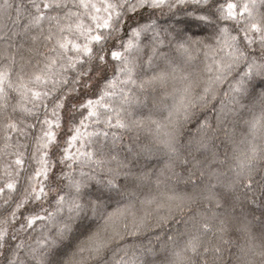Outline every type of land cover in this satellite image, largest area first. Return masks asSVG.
I'll return each mask as SVG.
<instances>
[{
  "label": "snow or ice",
  "instance_id": "6c2138e0",
  "mask_svg": "<svg viewBox=\"0 0 264 264\" xmlns=\"http://www.w3.org/2000/svg\"><path fill=\"white\" fill-rule=\"evenodd\" d=\"M29 3L25 15L22 4L0 0V15L17 23L25 17L11 45L0 29V57L7 60L0 64V264H137L135 254L127 261L104 255L121 226L135 236L166 223L178 210L176 198L145 195L142 214L134 211L135 193L109 207L89 189L119 193L120 173L109 169L101 179L84 168L103 167L104 144L115 143L116 130L139 123L124 118L133 92L169 81L176 96L164 141L170 157H179L180 127L210 105L219 124L238 115L245 101L256 102L261 113L247 123L253 136L264 131V0ZM17 36L20 49L30 41L27 51L39 57L27 73L23 52L9 51ZM196 123L201 131L210 128L206 117ZM258 159L264 149L252 144L241 173ZM242 187L255 191L251 177ZM89 212L99 213L94 226L85 223Z\"/></svg>",
  "mask_w": 264,
  "mask_h": 264
},
{
  "label": "trees",
  "instance_id": "16d2710c",
  "mask_svg": "<svg viewBox=\"0 0 264 264\" xmlns=\"http://www.w3.org/2000/svg\"><path fill=\"white\" fill-rule=\"evenodd\" d=\"M15 2L23 5L25 15L31 11L29 0ZM11 15L14 17L15 13ZM24 22V16L17 23L7 15H0V29L9 37V45L13 43V31L19 32ZM20 43L17 36L15 48L10 47L9 51L23 52L28 59L24 66L27 73L36 66L39 57L27 51L32 47L30 41H25L23 49ZM4 63L6 58L0 57V64ZM15 72L13 66V75ZM173 87L169 81L135 90L124 118L139 123L116 130L115 143L109 139L104 144L103 167L84 168L89 173L94 170L101 179L109 169L120 173L119 193H102L95 186L89 189L109 207L128 199L129 193L136 194L137 214H142L139 200L145 195L158 200L173 196L176 199L172 203L179 206L166 223L150 226L135 236L121 226L120 235L113 238L104 259L127 261L135 254L137 264H264V207L260 206L264 205V192L260 190L264 186V159L254 161L251 169L245 168L242 173L240 168L252 144L264 149V131L253 136L247 123L260 115L261 106L245 101L246 107L238 115H230L218 124L217 108L210 105L180 127L176 136L179 157L172 158L164 141L172 133L168 114L176 102ZM204 117L210 128L201 131L196 120ZM168 164L172 165L171 170ZM142 175L147 180H139ZM248 177L254 181V192H246L242 187ZM157 178L162 181L160 185L154 182ZM99 218V213L93 217L89 212L85 223L94 226ZM154 223L155 213L150 225ZM203 223L209 225L208 230L201 228ZM193 236L197 237L194 249L188 247Z\"/></svg>",
  "mask_w": 264,
  "mask_h": 264
}]
</instances>
